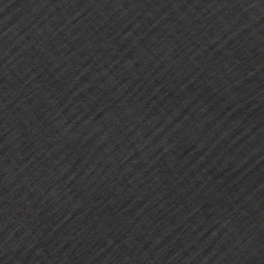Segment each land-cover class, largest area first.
I'll list each match as a JSON object with an SVG mask.
<instances>
[{
  "label": "water",
  "instance_id": "1",
  "mask_svg": "<svg viewBox=\"0 0 264 264\" xmlns=\"http://www.w3.org/2000/svg\"><path fill=\"white\" fill-rule=\"evenodd\" d=\"M0 264H264V0H0Z\"/></svg>",
  "mask_w": 264,
  "mask_h": 264
}]
</instances>
